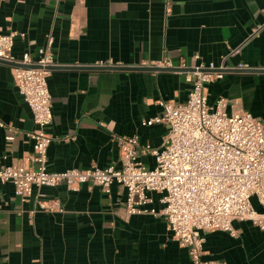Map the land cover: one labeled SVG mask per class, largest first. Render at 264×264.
Segmentation results:
<instances>
[{"label":"crops","instance_id":"1","mask_svg":"<svg viewBox=\"0 0 264 264\" xmlns=\"http://www.w3.org/2000/svg\"><path fill=\"white\" fill-rule=\"evenodd\" d=\"M0 33H17V61L28 54L37 62L53 39L52 173L119 167L118 137L137 136L141 146L161 149L167 127L144 123L163 115L161 103H186L191 91L178 69L91 68L169 60L191 72L214 65L224 77L208 86L209 105L225 99L228 115L248 112L264 120V0H0ZM13 70L0 64V120L7 126L0 128V168L28 164L34 155L33 114ZM10 129L13 142L7 141ZM141 160L156 166L152 156ZM127 194L118 185L110 194L91 185L79 191L60 186L35 188L23 202L12 185L0 186V264H193L164 218L125 212ZM148 196L143 209L162 210V195ZM40 202L54 211L41 210ZM251 203L264 215L257 197ZM234 228L236 237L206 234L202 260L264 264V232L250 222L236 221Z\"/></svg>","mask_w":264,"mask_h":264},{"label":"built area","instance_id":"2","mask_svg":"<svg viewBox=\"0 0 264 264\" xmlns=\"http://www.w3.org/2000/svg\"><path fill=\"white\" fill-rule=\"evenodd\" d=\"M17 36L0 33V62L17 66L13 67L15 85L31 109L36 127L30 134L34 155L28 164L1 167L0 186L12 185L16 196L27 202L35 188L64 186L69 191H79L91 185L110 194L118 185L128 193L125 212L130 216L150 213L164 218L169 233L189 251L193 264H207L202 258L208 233L236 237V221L250 222L264 232V215L257 213L251 203L257 197L264 206V120L248 112L228 115L225 99L209 105L208 86L224 77L214 65L194 67L191 72L184 62L175 67L164 60L149 66L185 71L186 83L191 86L186 103H161L163 115L144 123L167 127L161 149L141 146L137 136L118 137L119 167L52 173L48 170V150L54 138L48 130L54 115L48 79L50 69L56 67L51 52L53 39L48 40V48L37 62L28 54L17 61L13 55ZM0 128L7 129L1 120ZM10 133L7 141L13 142L12 129ZM143 156L154 157L156 166L146 167ZM150 193L162 195V210L143 209L151 202ZM39 206L41 210L54 211L45 202Z\"/></svg>","mask_w":264,"mask_h":264},{"label":"water","instance_id":"3","mask_svg":"<svg viewBox=\"0 0 264 264\" xmlns=\"http://www.w3.org/2000/svg\"><path fill=\"white\" fill-rule=\"evenodd\" d=\"M0 64H5L10 67H17L16 65L9 64V63H3L0 62ZM36 68V67H32ZM55 67L51 68L50 70H53ZM93 71H139V72H165V71H171L168 69H160L155 67H95L91 68Z\"/></svg>","mask_w":264,"mask_h":264}]
</instances>
